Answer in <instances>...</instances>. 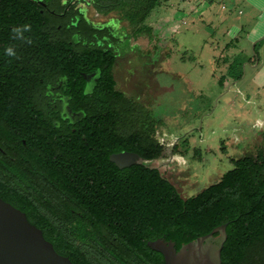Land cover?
<instances>
[{
	"label": "trees",
	"instance_id": "16d2710c",
	"mask_svg": "<svg viewBox=\"0 0 264 264\" xmlns=\"http://www.w3.org/2000/svg\"><path fill=\"white\" fill-rule=\"evenodd\" d=\"M158 2L111 0V3L105 1L100 11L115 9L128 22L133 34L145 31L148 35L150 27L141 24L142 8ZM1 10L0 7V64H32L19 60L21 54L13 53V49L60 46L59 40L40 38V30L30 23L6 19ZM255 45L256 42L253 50ZM96 54L100 57L104 53ZM76 57L77 54L67 55L66 66L82 64ZM46 58L42 56L41 63ZM252 59L254 62L256 55ZM222 60L226 66L217 80H238L242 73L237 66L243 61L225 57ZM112 62L113 56L105 53L95 65L106 97L113 94L114 102L95 100L87 103L84 111L115 112L113 148L86 150L82 157H78L76 146L70 148L71 155L65 158L88 160L94 166L82 167L83 179L79 182L70 176L64 179L59 190L62 214L25 215L27 221L41 230L55 252L74 264H164L161 254L147 247V240L158 237L170 240L177 250L181 244L222 223L226 225L220 264H264V131L257 146L232 159V167L216 182L190 196H180L173 184L147 163L118 168L108 159L110 153L132 151L151 161L158 157L161 148L154 136L157 122L146 112L126 104L121 92L114 89ZM37 64L34 61L33 65ZM34 71L38 72L36 68ZM70 73L66 68L69 81L79 79ZM12 95L14 98L15 93ZM3 99L0 113L17 106L14 99L11 102ZM10 123L11 118H0L1 129ZM181 144L186 149V139ZM177 146L178 142L173 149ZM70 209L76 212L71 213Z\"/></svg>",
	"mask_w": 264,
	"mask_h": 264
},
{
	"label": "flooded vegetation",
	"instance_id": "af4514ba",
	"mask_svg": "<svg viewBox=\"0 0 264 264\" xmlns=\"http://www.w3.org/2000/svg\"><path fill=\"white\" fill-rule=\"evenodd\" d=\"M105 1L111 3V0H0L3 17L30 23L40 30V38L61 43L58 48L13 49V53L21 54L19 60L32 62L30 66L0 64V101L4 97L17 103L16 107L0 113L1 119L11 118V125L5 128L8 131L0 128V198L24 215L63 213L59 190L64 179L70 176L71 180L79 182L83 179L80 176L84 172L82 167L94 166L88 160L65 158L71 155L70 148H78V157L93 148H113L115 112L84 111L86 104L95 100L114 102L113 94L106 97L99 80V68L95 65L105 53L113 56L110 72L114 89L121 92L126 104L149 114V106L142 104L138 94H126L117 86L115 65L118 58H124L130 51L134 52V58L141 59L133 46L137 39H149L151 27L144 24L143 19L141 24L150 27L149 34L145 31L133 34L120 12L115 9L100 11ZM112 13L124 22L123 26H117L114 19H104ZM127 28L131 29L129 38ZM128 39H133V45L126 49ZM96 52L104 54L98 57ZM147 53L150 59L145 62L146 73L154 74L156 65L163 61L158 59L154 49ZM73 54H77L76 59L82 64L67 67V55ZM42 56L47 57L45 63H41ZM34 61L38 64L33 65ZM66 68L70 69L71 76L79 79L69 81ZM125 70L133 75L131 65ZM148 83L154 88L152 95L160 91L156 83ZM149 115L157 125L161 124L160 117ZM156 127L155 140L162 148L165 138ZM176 144L174 137L167 161L178 164L182 155L176 153L178 147L173 149ZM236 158L228 160L231 163ZM70 212L76 211L70 209Z\"/></svg>",
	"mask_w": 264,
	"mask_h": 264
},
{
	"label": "rangeland",
	"instance_id": "374dc122",
	"mask_svg": "<svg viewBox=\"0 0 264 264\" xmlns=\"http://www.w3.org/2000/svg\"><path fill=\"white\" fill-rule=\"evenodd\" d=\"M142 12L144 24L152 30L150 37L137 39L133 46L140 60L132 51L117 59L115 79L126 94L140 96L149 114L161 118L156 128L162 131L164 145L160 156L147 164L186 197L230 169L229 157L236 158L260 143L264 131V0H159L157 5L144 6ZM105 18L124 25L113 13ZM127 29L129 38L131 29ZM127 43L126 49L133 39ZM151 49L163 61L154 74L146 73L145 65ZM224 57L243 61L237 66L242 73L238 80H217L225 70ZM129 65L133 75L126 73ZM149 81L158 86L157 94L152 95ZM174 137L176 153L182 155L178 164L167 161ZM184 139L186 149L180 145Z\"/></svg>",
	"mask_w": 264,
	"mask_h": 264
},
{
	"label": "water",
	"instance_id": "95a60500",
	"mask_svg": "<svg viewBox=\"0 0 264 264\" xmlns=\"http://www.w3.org/2000/svg\"><path fill=\"white\" fill-rule=\"evenodd\" d=\"M108 159L118 168L149 162L132 151L110 153ZM225 225L222 223L208 233L181 244L177 250L172 241L160 237L147 240L146 245L161 254L164 264H220ZM0 264L74 263L55 252L41 230L28 222L22 211L0 198Z\"/></svg>",
	"mask_w": 264,
	"mask_h": 264
}]
</instances>
